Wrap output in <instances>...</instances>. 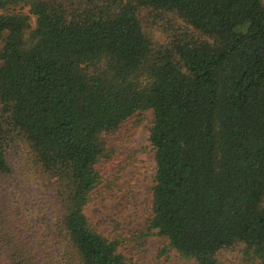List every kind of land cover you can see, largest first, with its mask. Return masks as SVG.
I'll use <instances>...</instances> for the list:
<instances>
[{
	"label": "trees",
	"instance_id": "trees-1",
	"mask_svg": "<svg viewBox=\"0 0 264 264\" xmlns=\"http://www.w3.org/2000/svg\"><path fill=\"white\" fill-rule=\"evenodd\" d=\"M146 112L148 217L106 235L108 138ZM153 237L264 264V0H0V264H144L122 250Z\"/></svg>",
	"mask_w": 264,
	"mask_h": 264
},
{
	"label": "rangeland",
	"instance_id": "rangeland-1",
	"mask_svg": "<svg viewBox=\"0 0 264 264\" xmlns=\"http://www.w3.org/2000/svg\"><path fill=\"white\" fill-rule=\"evenodd\" d=\"M139 118L127 122L119 135L108 138L109 144L119 149L118 156L126 168L117 174L111 192L98 196L87 210L92 224L106 235L130 238L148 217L149 188L154 171L153 152L148 147V125L152 116L146 112ZM162 244L159 238L153 237L143 246L139 243L138 249H132L130 244L122 251L144 264H186L174 253L158 258ZM235 256V252L223 254L227 260H233Z\"/></svg>",
	"mask_w": 264,
	"mask_h": 264
}]
</instances>
